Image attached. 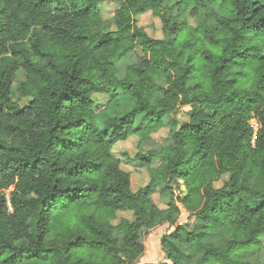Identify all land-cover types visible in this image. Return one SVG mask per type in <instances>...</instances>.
Wrapping results in <instances>:
<instances>
[{"label": "trees", "instance_id": "1", "mask_svg": "<svg viewBox=\"0 0 264 264\" xmlns=\"http://www.w3.org/2000/svg\"><path fill=\"white\" fill-rule=\"evenodd\" d=\"M101 1L0 0V264H135L166 223V260L145 264H260L264 0H113L114 30ZM149 11L162 38L137 25ZM134 50L118 77L116 61ZM118 91L132 107L100 123L94 95L110 106ZM161 113L174 117L172 143L136 153L161 162L132 191L111 149L164 127ZM125 211L132 220L111 224ZM209 223L232 238L212 245Z\"/></svg>", "mask_w": 264, "mask_h": 264}, {"label": "rangeland", "instance_id": "2", "mask_svg": "<svg viewBox=\"0 0 264 264\" xmlns=\"http://www.w3.org/2000/svg\"><path fill=\"white\" fill-rule=\"evenodd\" d=\"M99 7L102 19L104 20L105 30H114L115 26L113 23V15L115 10L119 7V3L113 0H105L99 2ZM183 17L187 20L188 24H192L194 26L198 24V20L195 18H192L188 15H185ZM137 25L139 27H142L152 38H162L164 36L162 23L159 17L154 15L151 11L137 16ZM140 53V51H137L136 53L135 50L126 52L116 61L118 77L124 74V71L128 65L136 62L137 54ZM22 79V75L19 74L18 80ZM15 86L16 85L13 86V90H15ZM109 98L110 97L108 95H94V99L97 104V107H95V112L97 113V119L100 123L109 116H121L132 107V104L129 102L127 97L119 91L118 94L115 95L110 106H108ZM106 106H108L107 109ZM187 109L188 108H182L177 113V123H181L187 119ZM161 118L164 121L165 126L160 128L157 132L149 135L147 139H141L138 135H131L124 141L116 142L111 149V155L114 159H117L119 161L120 168L123 171L129 173L132 191H137L138 189L146 186V184L150 180L149 167H157L161 162L160 157H158L151 160L148 164H143L134 160V156L136 155V153L140 151L147 152L149 150L155 149L159 150L171 145L169 143V141L171 140L172 128L170 123L174 119V117L171 114L161 113ZM145 123L146 117L144 115H141L136 120L135 125L143 126ZM225 179L226 175H224L222 179L216 181L215 185L220 187ZM152 200L159 209H165L168 206L169 202L168 198L160 197L157 192L152 195ZM132 218L133 217L131 212H118L111 220V224H117L122 219L132 220ZM186 218V213L182 212L179 216V221L185 222ZM167 227V223L159 225L152 229L147 236H145L144 253L142 254V256H140L135 264L161 263L166 260L164 252H162L160 249L159 242Z\"/></svg>", "mask_w": 264, "mask_h": 264}, {"label": "clouds", "instance_id": "3", "mask_svg": "<svg viewBox=\"0 0 264 264\" xmlns=\"http://www.w3.org/2000/svg\"><path fill=\"white\" fill-rule=\"evenodd\" d=\"M169 143L171 144L172 141L170 140ZM191 163L195 164L197 163L196 160H193ZM260 191H264V184H262L260 186ZM80 195L79 193H73L71 191L67 192L64 194L65 197H67L68 199H71L72 197L74 196H78ZM227 212L229 213H233V212H236L238 211V209L236 208H232L231 206H229L227 209H226ZM190 224H193V226L195 224H200L202 223L200 220H196L195 218H193V221L192 222H189ZM208 232L211 234L212 236V239L210 241V243L212 245H217V244H225L226 241L228 239H231V233H228V234H224L222 231H220L219 229H216L215 226H214V223H209L208 224ZM249 251H252V250H249ZM258 255L260 256V264H264V245H262V251L261 253H258ZM248 259L250 260H253L255 261L256 257L255 256H249Z\"/></svg>", "mask_w": 264, "mask_h": 264}]
</instances>
